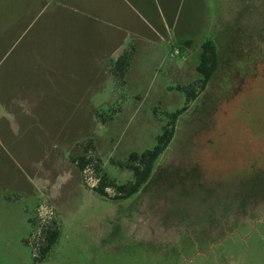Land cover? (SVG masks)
Returning <instances> with one entry per match:
<instances>
[{
  "label": "rangeland",
  "instance_id": "rangeland-1",
  "mask_svg": "<svg viewBox=\"0 0 264 264\" xmlns=\"http://www.w3.org/2000/svg\"><path fill=\"white\" fill-rule=\"evenodd\" d=\"M86 1L47 4L78 19L58 106L23 80L37 87L30 106L0 112V264H264V0H147L153 26L124 5L127 64L113 71L112 38L87 30ZM162 16L170 30L158 32ZM171 128L148 180L115 198L135 181L130 154Z\"/></svg>",
  "mask_w": 264,
  "mask_h": 264
},
{
  "label": "crops",
  "instance_id": "crops-1",
  "mask_svg": "<svg viewBox=\"0 0 264 264\" xmlns=\"http://www.w3.org/2000/svg\"><path fill=\"white\" fill-rule=\"evenodd\" d=\"M48 2L49 0H0V63L13 53L9 60L11 62L0 74V86L5 87V92H0V112L5 108H13L9 106H30L31 95H35L33 91L37 87L23 88V80H27L28 85L36 84L40 89L46 88L50 92L47 105L44 106H58L52 94L62 88L58 80L61 79L63 47L72 44L71 35L78 27V19L59 7L49 9ZM86 3L90 17L86 22H89L87 30H103L108 33L107 37L112 38V46L115 48L107 52V68L108 71H113L119 59L127 54L123 32L126 24L124 5L133 9L147 26H153L150 20L156 21L155 13L147 0H118L111 7L109 0H87ZM161 22L163 27L158 32L170 30L165 16H162ZM159 34L164 37L162 33ZM17 48L20 50L16 51ZM33 62L35 65L31 67ZM111 75L113 76L112 72ZM30 79L38 80L30 84ZM43 99L46 101V97Z\"/></svg>",
  "mask_w": 264,
  "mask_h": 264
},
{
  "label": "trees",
  "instance_id": "trees-1",
  "mask_svg": "<svg viewBox=\"0 0 264 264\" xmlns=\"http://www.w3.org/2000/svg\"><path fill=\"white\" fill-rule=\"evenodd\" d=\"M204 48L208 51H211V56H207L204 54L202 58V63L198 66L199 71H201L204 75V78L202 80V85L206 84L208 80L210 79V76L212 75V72L214 70L213 67V61H214V45L212 41H206L203 44ZM127 55L122 56L119 61L118 65L121 66L125 60ZM210 62V63H209ZM127 64V61L125 62L124 65ZM188 106H185L183 108V111L187 109ZM181 114V111H178L177 113L173 114V119H176L179 115ZM174 136V128L171 129H165L163 133L158 137V143L157 145L145 152L138 153V152H132L130 154V159L137 161L138 163L132 166V170L134 171L135 175V181L131 183L130 185H118L116 186L119 194L115 198H123V197H128L141 188V186L148 180V178L151 176L154 163L158 159V157L163 153V151L167 148L169 143L171 142L172 138ZM81 168H85L86 164V159L81 158ZM109 187L108 184L104 180H101L99 182V185L95 188V190L102 196H108L106 188ZM31 221V220H30ZM32 223V221H31ZM59 232V231H58ZM58 232L56 230H53L49 233L47 240L48 242L40 247V255L35 254V262L44 259L46 257V254L48 251L51 249L53 244L55 243ZM38 258V259H37Z\"/></svg>",
  "mask_w": 264,
  "mask_h": 264
}]
</instances>
